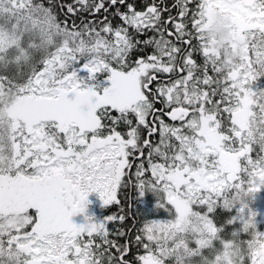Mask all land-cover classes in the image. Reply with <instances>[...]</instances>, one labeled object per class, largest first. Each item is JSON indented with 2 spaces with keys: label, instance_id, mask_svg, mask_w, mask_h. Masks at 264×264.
<instances>
[{
  "label": "snow or ice",
  "instance_id": "snow-or-ice-1",
  "mask_svg": "<svg viewBox=\"0 0 264 264\" xmlns=\"http://www.w3.org/2000/svg\"><path fill=\"white\" fill-rule=\"evenodd\" d=\"M0 264H264V0H0Z\"/></svg>",
  "mask_w": 264,
  "mask_h": 264
},
{
  "label": "trees",
  "instance_id": "trees-1",
  "mask_svg": "<svg viewBox=\"0 0 264 264\" xmlns=\"http://www.w3.org/2000/svg\"><path fill=\"white\" fill-rule=\"evenodd\" d=\"M68 2H71V0H68ZM88 200H89V198H88ZM97 205H98V203H97ZM114 211H115L114 207L107 210V212H114ZM105 214H106V209H105V206L103 205V202L99 203V205L96 206V205H93V202L91 200V203L88 204L86 213H79L77 215H74L72 217V219L75 223L79 224V223L84 222L85 215L94 216L97 219H102ZM129 223H131V222H129ZM109 227L110 228L114 227V225H110Z\"/></svg>",
  "mask_w": 264,
  "mask_h": 264
},
{
  "label": "rangeland",
  "instance_id": "rangeland-1",
  "mask_svg": "<svg viewBox=\"0 0 264 264\" xmlns=\"http://www.w3.org/2000/svg\"><path fill=\"white\" fill-rule=\"evenodd\" d=\"M88 198H89L90 203H91V200H92L93 205H96V206H98L99 203L103 202L101 197H100V195H99V193H97V192L90 193ZM97 203H98V205H97Z\"/></svg>",
  "mask_w": 264,
  "mask_h": 264
}]
</instances>
